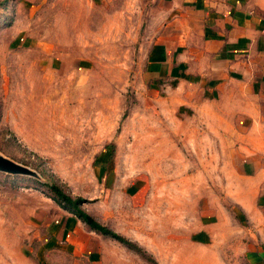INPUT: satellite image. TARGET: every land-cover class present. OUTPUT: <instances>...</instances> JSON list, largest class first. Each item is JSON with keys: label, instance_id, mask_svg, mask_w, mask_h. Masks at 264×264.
Segmentation results:
<instances>
[{"label": "rangeland", "instance_id": "obj_1", "mask_svg": "<svg viewBox=\"0 0 264 264\" xmlns=\"http://www.w3.org/2000/svg\"><path fill=\"white\" fill-rule=\"evenodd\" d=\"M237 1L264 40V0ZM168 10L163 0H0V157L27 170L0 171V264H95L97 254L150 264L58 207L43 172L157 264H264V240L246 237L226 192L246 144L236 123L246 114L256 127L264 96L228 87L187 101L188 88L153 77L148 52L180 26ZM258 56H247V81L264 70ZM202 232L208 246L195 244Z\"/></svg>", "mask_w": 264, "mask_h": 264}, {"label": "crops", "instance_id": "obj_2", "mask_svg": "<svg viewBox=\"0 0 264 264\" xmlns=\"http://www.w3.org/2000/svg\"><path fill=\"white\" fill-rule=\"evenodd\" d=\"M163 1L169 7L168 14L179 15L174 21L180 26L170 35L163 36L160 42L154 43L148 52L146 67L153 77L169 80L171 86L188 88L181 92L186 100L194 96L195 99L201 97L208 101L228 87L233 95L243 94L246 90L264 96V70L257 76L251 75L249 81L245 77L247 56L253 54L258 58V54L264 50L260 18L243 10L237 0L234 3L179 0L182 4L178 3L177 8L174 4L177 5L178 0ZM193 86L196 88L192 92L189 89ZM236 86H241V89L234 91ZM246 117L243 114L236 123L238 133L246 144L235 148L244 153H240L234 176H228L226 192L249 226L246 237L264 240V118L255 120L256 128ZM254 128L253 137L257 145L249 146L247 135ZM203 236V232L195 234V244L207 245L208 238L200 241L199 237L203 239ZM259 251H264L263 245L256 248L255 255L261 254ZM97 257L95 264H119L105 262L101 254H97ZM253 259L256 264H262L261 259Z\"/></svg>", "mask_w": 264, "mask_h": 264}, {"label": "trees", "instance_id": "obj_3", "mask_svg": "<svg viewBox=\"0 0 264 264\" xmlns=\"http://www.w3.org/2000/svg\"><path fill=\"white\" fill-rule=\"evenodd\" d=\"M43 173L45 177V182L43 185L46 187L45 195L50 198L58 207L79 220L88 231H92L95 234L117 242L119 245L137 254L147 263L156 264L151 255H149L136 242L124 237L106 225L95 220L92 215H90L84 208L81 207V203L86 201L84 198L72 196L67 192L62 184L56 182L53 179L50 172Z\"/></svg>", "mask_w": 264, "mask_h": 264}, {"label": "water", "instance_id": "obj_4", "mask_svg": "<svg viewBox=\"0 0 264 264\" xmlns=\"http://www.w3.org/2000/svg\"><path fill=\"white\" fill-rule=\"evenodd\" d=\"M0 171L9 173V174H24L27 172V170L10 160H7L3 157H0Z\"/></svg>", "mask_w": 264, "mask_h": 264}]
</instances>
